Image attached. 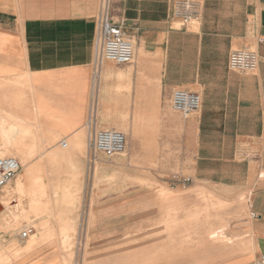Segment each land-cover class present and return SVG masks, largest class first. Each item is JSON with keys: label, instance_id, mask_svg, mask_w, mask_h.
I'll return each instance as SVG.
<instances>
[{"label": "crops", "instance_id": "obj_1", "mask_svg": "<svg viewBox=\"0 0 264 264\" xmlns=\"http://www.w3.org/2000/svg\"><path fill=\"white\" fill-rule=\"evenodd\" d=\"M177 1L0 0V155H16L21 166L0 191V264L53 262L49 250L14 261L7 249L30 246L22 243L29 239L20 237V226L35 233L41 225L63 230L75 223L97 234L91 246L109 244L116 232V184L125 190L140 177L132 168L163 167L165 154L179 161L180 150L191 168L190 187L219 186L247 201L253 251L236 264L264 259V0H196L199 17L190 24L174 16ZM104 17L132 42L131 64L102 58ZM239 50L258 54L254 72L229 68ZM177 90L201 97L188 118L172 109ZM105 130L125 135L124 158L90 153L91 137ZM2 137L10 138L9 146ZM56 161L64 168L65 191L49 198H65L67 205L37 220L35 202L19 193L36 178L51 183L46 168ZM142 178L165 183L160 175Z\"/></svg>", "mask_w": 264, "mask_h": 264}, {"label": "rangeland", "instance_id": "obj_2", "mask_svg": "<svg viewBox=\"0 0 264 264\" xmlns=\"http://www.w3.org/2000/svg\"><path fill=\"white\" fill-rule=\"evenodd\" d=\"M24 139L20 136V143ZM19 153L27 154L23 151ZM12 156L16 157L8 154L0 155V158ZM124 156L125 153L112 159H122ZM165 158L168 165L163 167L132 168V174H139L140 177L137 182L127 184L125 190L122 183L116 184L120 186L116 195V232L109 244L91 246L90 242H94L92 239L97 238V234L88 229L78 230L75 223L63 230L56 228L58 224L51 225L50 230H44V225H41V230H38L29 222L28 226H34L36 231L28 241L22 243L27 242L30 246L25 249L15 246L7 251H11L15 255L14 261H17L27 255L37 256V259L39 254L41 256L49 250L53 262L47 264H221L225 260L229 264H236L240 261L237 258L252 253L247 201L238 198L235 191L219 186L195 183L193 187L188 184L184 188V180L191 176L186 154L180 150L179 161L173 162L169 151ZM20 160L27 164L26 160ZM54 163L46 168L49 171L46 178L51 183L43 185L40 178H36L31 192L23 185L19 193V196H27L35 202L33 208L37 220L49 214L51 207L59 211L67 205L65 198H49L50 193L58 196L60 191H65L63 187L66 185L63 182L64 168L57 165L59 161ZM116 174L121 172L117 171ZM143 175L163 176L165 183L156 182L154 178L144 179ZM67 185L76 189V183ZM68 202L70 206L75 200ZM123 202L128 205L120 208L118 204ZM20 227L18 233L24 229V226ZM44 241L63 245L42 247ZM41 259L43 257L32 264H43ZM263 262V258H256L252 263L244 264ZM2 264L17 263L4 261Z\"/></svg>", "mask_w": 264, "mask_h": 264}, {"label": "built area", "instance_id": "obj_3", "mask_svg": "<svg viewBox=\"0 0 264 264\" xmlns=\"http://www.w3.org/2000/svg\"><path fill=\"white\" fill-rule=\"evenodd\" d=\"M199 2L196 0H178L174 4L173 14L183 24H190L198 21ZM99 47L104 60L118 65L131 64L134 59V46L130 40L124 36L121 25L111 22L104 17L100 24ZM259 65V56L251 50H239L232 52L229 58V68L242 73L254 72ZM201 106V97L192 92L177 90L173 93L172 109L181 114L183 118H188L196 113ZM65 148L67 144L61 143ZM89 149L95 153H102L108 158L119 156L125 152L126 137L116 130L99 131L91 137ZM21 170L20 163L13 157L0 158V191L14 180ZM191 183L189 178L183 182L185 188ZM32 229L21 232L23 240L28 239L33 234ZM264 264V262H263Z\"/></svg>", "mask_w": 264, "mask_h": 264}, {"label": "bare ground", "instance_id": "obj_4", "mask_svg": "<svg viewBox=\"0 0 264 264\" xmlns=\"http://www.w3.org/2000/svg\"><path fill=\"white\" fill-rule=\"evenodd\" d=\"M2 140H3V144L5 145V146H9L10 145V138H6V137H2ZM4 152V151H3ZM1 155H6V154H4V153H2Z\"/></svg>", "mask_w": 264, "mask_h": 264}]
</instances>
